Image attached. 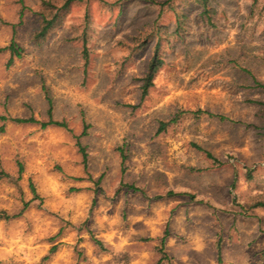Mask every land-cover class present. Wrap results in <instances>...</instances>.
I'll return each mask as SVG.
<instances>
[{"label":"rangeland","instance_id":"374dc122","mask_svg":"<svg viewBox=\"0 0 264 264\" xmlns=\"http://www.w3.org/2000/svg\"><path fill=\"white\" fill-rule=\"evenodd\" d=\"M164 1L76 0L36 41L64 0H0V114L69 127L0 121V264H158L166 230L162 264H264V0Z\"/></svg>","mask_w":264,"mask_h":264},{"label":"trees","instance_id":"16d2710c","mask_svg":"<svg viewBox=\"0 0 264 264\" xmlns=\"http://www.w3.org/2000/svg\"><path fill=\"white\" fill-rule=\"evenodd\" d=\"M76 0H64L63 4L60 6H57L55 4H52L51 2H45L47 5L46 10H49V12H45L42 11L40 14V27L39 30L34 34V40L36 41H40L42 39H44L48 33L51 31V29L55 26V24L57 23L58 19L61 17L62 13L64 11H66L69 6L75 2ZM174 0H166L164 2H161V11H163L164 9V5H168L169 7H171V3ZM202 2V5L204 7H206V3L207 0H200ZM258 0H253V4L257 3ZM21 4H22V8H21V12H20V21L19 23L21 24L22 21V17L24 16V10L26 9V6L23 3V0H20ZM88 16V14L86 15ZM87 18V17H86ZM0 22H3V20L0 18ZM182 24V20L181 18H177V27H179ZM17 25L14 24L13 25V29L16 30ZM157 34H158V38L157 41L155 42L154 46H153V50H152V55L149 58L148 64H147V70L144 74V76L141 78L142 80V85H141V96L142 99H144L150 91V88L154 85V79L155 76L157 74V72L159 71V69L161 68V66L163 65V58L161 57V44H162V35L160 34V32L158 31V29L156 30ZM1 52H9V59H8V66H11L14 62L15 59H19L23 56V52L24 49L15 41V39H12L10 44H8L7 46L4 47H0V53ZM84 57L87 60L88 59V53H87V47H86V40H84ZM189 111H185V110H178L176 111L173 116L168 119V120H162L159 123V127H158V132H162L165 131L167 129L168 126H170L171 124H175L177 123L180 118L185 115L186 113H188ZM202 112V110H198L194 113L200 114ZM208 115L210 117H218V119L220 120H224L225 116L223 115H215L213 113L207 112ZM48 120L46 121H40L37 120L36 118H34L33 116L28 117V118H23V117H11V116H6V115H2L0 114V121L5 122V121H13L16 123H39L41 125L42 128H46L48 126H60V127H65L68 128V124L65 121H60V120H55L53 118V114H52V106H51V102H50V107L48 109ZM80 145V151L83 154V158H84V164L87 168V152L84 146ZM199 149H202L199 147ZM121 156H122V163H125V160L127 158V154L125 153V149L123 147L119 148ZM205 153L207 154L208 157L213 158L212 154L210 152H207L206 150H204ZM215 159V158H213ZM23 171V167L22 165H20V172ZM6 175V173H4ZM8 175V174H7ZM6 218L9 219L10 216L6 215V214H2L0 213V218ZM168 230H166L164 236L161 239V244L162 247L160 248V253H162V256L159 258L158 260V264H162L165 260H168V254L164 251V245H165V241H166V237L168 236ZM92 241L93 243L98 246L101 251H106L108 249V247L105 245V242L102 239H99L95 236H92ZM218 249H219V257H220V253H221V246L218 245ZM57 250V245L52 246V248L50 249L49 254H53L54 252H56ZM49 254L47 256H45V259L49 258ZM220 260V259H219Z\"/></svg>","mask_w":264,"mask_h":264}]
</instances>
